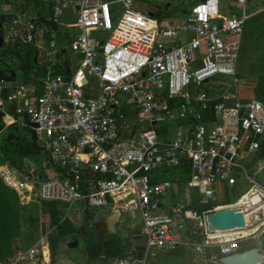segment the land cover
I'll return each mask as SVG.
<instances>
[{"label": "built area", "instance_id": "built-area-1", "mask_svg": "<svg viewBox=\"0 0 264 264\" xmlns=\"http://www.w3.org/2000/svg\"><path fill=\"white\" fill-rule=\"evenodd\" d=\"M187 1L184 15L159 17L135 8L134 0H56L55 10L76 8L78 32L64 47L80 55L74 71L51 74V56H63L53 34L42 48L46 74L37 92L0 80L4 123L36 124L35 141L48 156L40 181L32 170L1 162L0 178L23 206L57 202L65 214L77 204L90 212H137L142 259L129 246L111 264H146L159 252L211 245L218 247V263L239 249L241 238H211L206 214L218 205L198 213L191 203L193 195L210 204L222 187L257 183L260 170L247 164L264 140V102L241 95L254 84L238 71L244 27L254 12L248 0ZM115 3L124 7L118 18ZM9 29L7 44L34 39L31 23L28 32ZM99 31L108 37L94 35ZM5 102H13L12 115ZM183 164L189 172L181 189L175 176ZM192 221L202 230L189 231ZM49 247L48 233L0 264L36 262Z\"/></svg>", "mask_w": 264, "mask_h": 264}, {"label": "rangeland", "instance_id": "rangeland-1", "mask_svg": "<svg viewBox=\"0 0 264 264\" xmlns=\"http://www.w3.org/2000/svg\"><path fill=\"white\" fill-rule=\"evenodd\" d=\"M164 4L167 5V8L162 11V17H175V16L184 15L183 10L188 6V1L187 0H134V7L143 12H149L150 10L153 11L152 13L157 12L159 9L161 10L164 9ZM113 6H114V15L116 18H118L122 13V11L124 10V7L121 3H115ZM248 7L250 12H254V13L259 12L264 9V0H248ZM154 15L156 14L154 13ZM21 29L24 30L25 26H22ZM95 34H98V36L101 37L102 39H106L109 35V32L99 31L97 33H94V35ZM47 46L48 44H45L44 47L47 48ZM263 69H264V41L259 40V42L254 43V46L250 48V51L247 53V55L245 57L240 58L239 60V66H238L239 73L245 78H247L249 82L254 84L253 90L242 91L241 92L242 96L256 95L255 89L260 86L259 76ZM247 89L249 90V88ZM27 130L30 132L29 126L27 127ZM41 156H44V152L41 153ZM252 161L247 164L249 169L260 170L257 173V178H256L257 183L255 184L256 187L255 186L250 187L249 185H244L243 187L235 186L234 188H228L227 195L229 197V201L227 203H225L224 201H220L218 205L227 206L233 204L238 199L236 198V196L240 191L244 190L243 193H247L252 188H255V190H257V193L263 195L261 203L262 205H264V201H263L264 200V158L257 157L254 162V166H251ZM255 164L257 165L255 166ZM44 178L45 176L41 173L37 177V180L40 181ZM241 195L242 194L239 195V198ZM214 202H217V199ZM77 205L81 206L80 204ZM77 205H74L72 208H70L67 211V214L75 223L81 224V222L83 221L82 218L83 216L80 215V212H82L83 210L80 208L79 211H76ZM224 208H228V207H224ZM24 211H25L24 222L21 225L22 234L15 241V246L18 250H27L36 241L40 240L43 236H45L48 233L50 239L54 231V228L50 224L51 219L48 216V214L42 210L41 203H30L29 205L25 206ZM93 212L94 213L96 212L98 214L99 209L95 208ZM260 214H261L260 221L257 223L255 222V226L258 227L257 230L253 231L247 237L241 238L238 241L239 244L238 250H244L256 245L258 238H260L264 234V224H263L264 208L261 210ZM94 219L98 221L100 218L97 216L95 218L88 219V226L92 225L91 226L92 233L90 235L91 236L93 235L94 237L96 236L99 239H104L110 234H112V232H115L114 234L122 237L123 242L125 243L127 242V239H129L132 235L134 236L139 230L138 214L135 211L129 212V211H124L122 209H119L118 211V208H116L112 212H107L105 215L102 216L101 221L97 224V227L99 228L98 229L99 232L97 231V228L92 224L93 223L92 221ZM111 226L112 229L106 230ZM188 227H189V231L191 232L193 231L198 232L202 230L198 228V224L196 221H192L189 225L187 224V228ZM252 227H247V229L249 230ZM103 230L106 231L103 232ZM239 231H242V229L236 230V232ZM77 233L78 234L75 239H71V237L63 238L65 240L67 239L68 241L77 240L78 241L77 245H74L73 247H69L67 246L66 243H63L62 246L59 243L57 245L55 254L53 256H51L50 254V247L49 249H43L44 255H41V259L45 262H49L50 264H52V262L53 264H71L75 261L81 262L83 259L84 261L92 260L95 261L96 264H102L103 261L100 259V256L91 253V250H93V248L95 247V245L92 243V240L86 238L82 233L79 232ZM235 236H239V234H236ZM181 250L185 251V246H182ZM217 255H218V247L216 245L206 246L205 248H202L200 254H197V256L203 257V259L205 260L204 264L214 263L212 262V260L216 261V259H213V256H217ZM160 258H162V256H160L159 259ZM159 259H157V261ZM172 260H174L173 264H192L190 260L183 259V254H180L179 257L172 258ZM198 262H199L198 264H200V259L198 260ZM103 264H107V262Z\"/></svg>", "mask_w": 264, "mask_h": 264}, {"label": "trees", "instance_id": "trees-1", "mask_svg": "<svg viewBox=\"0 0 264 264\" xmlns=\"http://www.w3.org/2000/svg\"><path fill=\"white\" fill-rule=\"evenodd\" d=\"M53 4L54 2L51 1L49 7L51 8ZM166 8L167 5L164 4V9H159L154 13L159 17H162V11ZM149 12L152 13L153 11L150 10ZM46 14L47 13L45 12L42 13L39 19L43 23L49 25L51 18L47 19ZM48 14L52 16L51 11L50 13L48 12ZM44 36L46 37L47 42L52 39L49 32H46ZM259 40L264 41V9L252 14L246 21L241 39L240 58L245 57L250 51V48L254 46V43L259 42ZM16 44H20V42H16ZM25 51L26 58L25 61H22L24 63V68H44L45 64L43 62L41 64L39 62H35L34 55L37 53V48L27 46ZM42 53H44V51ZM45 74L46 71L44 70L43 75ZM259 77L260 86L255 89V96L260 98L261 101H264V69ZM0 78L10 79L11 74L4 73L3 75H0ZM42 152H44V156H41ZM47 157V153L38 147L36 141L33 142L30 136L20 133L17 123H13L8 126L0 142V162L7 161L16 168L27 172L30 170L25 168L26 163L33 162L34 166L38 169L37 177L41 173L46 177L43 173V167L41 164L47 159ZM257 157L264 158V140L261 142L260 149L257 156L252 161L251 166H254V162ZM256 165L257 164H255V166ZM177 171V176L175 177L179 182L180 188L183 189L188 178L189 166L183 164L177 168ZM31 173H33V170ZM171 174H175V172H171ZM243 192L244 190L240 191L236 198H239V195L243 194ZM223 201L227 203L229 198L227 197ZM219 203L220 202L217 201L210 204H202L198 202V197L193 195L191 207L196 209L198 213H201L202 211L211 208L212 205H218ZM41 205L42 210L50 217V224L54 228L53 234L49 239L50 254L53 256L55 254L59 238L71 237L74 239L76 238V232L79 231L74 223L65 217L61 204L57 202H41ZM24 210L25 206L20 204L17 193L12 188L7 186L0 178V260L2 261L14 253L15 241L22 234L21 225L24 222ZM92 243L95 247L91 250V253L98 256L102 253L105 261L115 258H123L124 249L129 245L128 243H123V238L116 234H110L101 241L93 239Z\"/></svg>", "mask_w": 264, "mask_h": 264}, {"label": "crops", "instance_id": "crops-1", "mask_svg": "<svg viewBox=\"0 0 264 264\" xmlns=\"http://www.w3.org/2000/svg\"><path fill=\"white\" fill-rule=\"evenodd\" d=\"M51 1L56 2V0H51ZM0 3L2 5L0 9L1 14H10L14 16L11 22L5 24L7 25L8 28L6 30V33L4 34L3 45L0 46V75H3L4 73L11 74V78L10 79L0 78V80L3 79V80L8 81L12 86H15L18 84H24L25 86L32 88L33 90H35V92H37L39 90V84H40L39 78L43 76L44 68H40V67L24 68L23 67L24 63L22 61H25V58H26L25 56L26 47L33 46L37 48V53L34 55L35 62H39L40 64L42 62L45 64L46 62L44 53H42L43 52L42 48H44L45 44H47L46 37L44 36V34L46 32H49L52 37L54 32L52 30V25L51 24L47 25L43 23L39 19V17L42 13L44 12L47 13L46 14L47 19L51 18L54 20V22L57 24L58 30L66 36L67 38L66 42L69 43L72 36L77 34L78 32V29L73 26L74 18L76 16V8L75 6H68L66 8H60L59 10H55L52 7L50 8L49 6H47L44 0H0ZM50 11L52 13V16L48 14V12L50 13ZM28 23H31L34 25V29L32 30L34 39L30 42H24L22 41V39L18 38L16 42H20V44H16V42H14V44H7L6 39H8L7 34H9V30H10L9 28L11 26H14L16 28H19V30L23 32H26V31L28 32L29 31ZM22 26H25L24 30L21 29ZM51 58L53 62V72H51V74H57V75H63L64 77H69V75L74 71V69L78 65V62L80 60V55L70 52L69 50H66L65 52H63V56L61 54L56 53V54H53ZM3 107H4V110L7 111L10 115L13 114V108H14L13 102L12 103L5 102ZM14 123H17V122H14ZM17 124L19 126L20 133L30 136V132L27 130V127H28L27 123L25 125H20L19 123ZM10 125H7L4 123L3 119L1 118V112H0V142L3 138V134L5 133L8 126ZM1 163L10 164L7 161L1 162ZM25 168L28 170H33L36 167L34 166L33 162H27ZM222 191H223L222 194L219 196V202L225 200L228 197L227 195L228 189L222 187ZM76 211H79V209L77 208ZM108 211L110 210L99 208V213L97 214L96 212L94 213V212L83 210L82 212H80V215L83 216L82 217L83 221L81 222V224L75 223L69 217L68 214H65L64 211L63 212L65 214V217L68 218L71 222H73L74 225L77 227L78 231L82 233L80 231V227L83 224H85V222H88L89 218L91 219V218H95L98 216L100 218L98 221L94 219L92 221L93 223L91 222L92 224H98L101 221L102 216L105 215ZM138 225H140L139 219H138ZM91 226L92 225L88 226V223H86L85 231L87 229L88 231H91ZM98 229L99 228H97V231ZM110 229H112V226L110 228H107L106 230H110ZM106 230H103V232ZM114 233L115 232H112V234ZM77 234L78 233L76 232V237H77ZM63 238H68V237L59 238L58 244L60 243L61 246L63 243L68 244L67 243L68 240L67 239L65 240ZM138 238L143 239V237L139 233V230L134 236L132 235L129 239H127V242H125L129 244L127 247L133 246L135 248L133 240L134 239L136 240ZM181 247H179V249L172 251V252H159L154 256H150L147 258L146 264H158L159 262H160L159 264H173L174 260H172V258L179 257L180 254H183V259L190 260L192 264H198L199 259H200V264L205 263L204 262L205 260L203 259V257L197 256V254H200L201 252H197L196 250H193L186 246H185V251H183L181 250ZM17 250L18 249L15 246L14 253L11 256H8L3 261H9V262L12 261ZM101 255H100V259L103 261V263L107 262V264H111V261L113 259H110L109 261H105L104 257H101ZM136 255H137V250H136ZM160 256H162V258H160L162 260L159 259ZM157 259L159 260L157 261ZM212 262H214L212 264H217V262H215L214 260H212ZM22 264H50V263L45 262L40 259V260H37L36 262L26 261V262H23ZM71 264H96V263L95 261H92V260L84 261L83 259L81 262L75 261Z\"/></svg>", "mask_w": 264, "mask_h": 264}, {"label": "water", "instance_id": "water-1", "mask_svg": "<svg viewBox=\"0 0 264 264\" xmlns=\"http://www.w3.org/2000/svg\"><path fill=\"white\" fill-rule=\"evenodd\" d=\"M2 5L0 3V9ZM13 15L10 14H1L0 13V46L3 45L4 34L7 30V23L13 20ZM50 24L52 25V30L54 32V48L61 49V52H64L67 38L66 36L58 30L57 24L53 19H50ZM27 126L30 127V137L34 142L36 140V134L34 127L36 124L32 122H27ZM37 168L33 169V175H37ZM207 228L210 232L214 231H228L236 228H243L246 226L245 216L242 210L238 208H221L215 209L212 212L206 214ZM86 223L80 227L82 233L85 232ZM96 228L97 224H93ZM96 241H101L98 237H94ZM69 247L77 245V240H71L67 242ZM133 243L137 250V258L142 259L143 249H144V240L142 238L134 239ZM264 262V234L258 238L257 244L244 249L231 252L229 254L220 256L218 258V264H260Z\"/></svg>", "mask_w": 264, "mask_h": 264}, {"label": "bare ground", "instance_id": "bare-ground-1", "mask_svg": "<svg viewBox=\"0 0 264 264\" xmlns=\"http://www.w3.org/2000/svg\"><path fill=\"white\" fill-rule=\"evenodd\" d=\"M220 16L225 17L224 14H221ZM262 197H263L262 194L257 193V190H255V188H252L247 193H243L240 196V198H238L233 204L227 206L218 205L217 209L230 207V208H238L242 210L245 216L246 226L243 228H236L228 231H214L212 232L213 235H211V238H222V239L226 238V240L229 241L234 238H245L250 233L257 230L258 227L255 226V222L257 223L260 221V216H261L260 212L264 208V205H262L261 203ZM114 209L116 208H113L108 212H112ZM247 227H252V228L248 230ZM237 229L240 230L242 229V231L236 232ZM236 234H239V236H235ZM260 264H264V262Z\"/></svg>", "mask_w": 264, "mask_h": 264}, {"label": "flooded vegetation", "instance_id": "flooded-vegetation-1", "mask_svg": "<svg viewBox=\"0 0 264 264\" xmlns=\"http://www.w3.org/2000/svg\"><path fill=\"white\" fill-rule=\"evenodd\" d=\"M80 233V232H79ZM92 232L91 231H88V230H86L84 233H82V234H84V236L86 237V238H88V239H90V240H93V235L91 236L90 234H91Z\"/></svg>", "mask_w": 264, "mask_h": 264}]
</instances>
